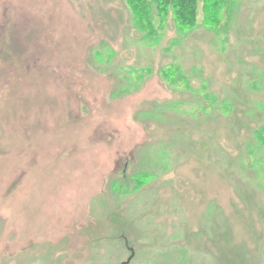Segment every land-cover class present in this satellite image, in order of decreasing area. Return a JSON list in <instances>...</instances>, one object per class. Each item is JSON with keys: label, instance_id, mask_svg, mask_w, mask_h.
Instances as JSON below:
<instances>
[{"label": "rangeland", "instance_id": "rangeland-1", "mask_svg": "<svg viewBox=\"0 0 264 264\" xmlns=\"http://www.w3.org/2000/svg\"><path fill=\"white\" fill-rule=\"evenodd\" d=\"M230 1L150 42L125 0H0V264H264V0Z\"/></svg>", "mask_w": 264, "mask_h": 264}, {"label": "trees", "instance_id": "trees-1", "mask_svg": "<svg viewBox=\"0 0 264 264\" xmlns=\"http://www.w3.org/2000/svg\"><path fill=\"white\" fill-rule=\"evenodd\" d=\"M138 31L148 41H158L169 16L177 31L185 35L197 27L199 13L201 25L209 31H218L232 13L230 0H125ZM201 5V6H200ZM201 7V8H200ZM230 12V13H229ZM178 69L164 71L165 78L174 83ZM257 140L264 146V128L257 132ZM149 175H142L140 181Z\"/></svg>", "mask_w": 264, "mask_h": 264}, {"label": "water", "instance_id": "water-1", "mask_svg": "<svg viewBox=\"0 0 264 264\" xmlns=\"http://www.w3.org/2000/svg\"><path fill=\"white\" fill-rule=\"evenodd\" d=\"M129 261H130V260H128V262H129ZM128 262H127V263H128Z\"/></svg>", "mask_w": 264, "mask_h": 264}]
</instances>
